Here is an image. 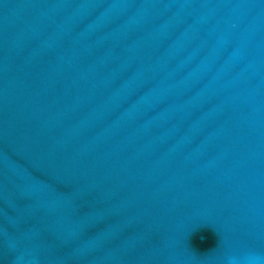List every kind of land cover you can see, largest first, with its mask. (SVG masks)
Instances as JSON below:
<instances>
[{
  "label": "water",
  "instance_id": "1",
  "mask_svg": "<svg viewBox=\"0 0 264 264\" xmlns=\"http://www.w3.org/2000/svg\"><path fill=\"white\" fill-rule=\"evenodd\" d=\"M0 264H264V0H0Z\"/></svg>",
  "mask_w": 264,
  "mask_h": 264
}]
</instances>
